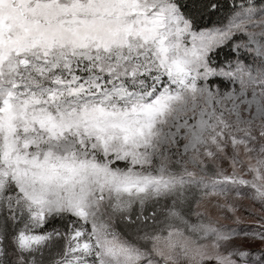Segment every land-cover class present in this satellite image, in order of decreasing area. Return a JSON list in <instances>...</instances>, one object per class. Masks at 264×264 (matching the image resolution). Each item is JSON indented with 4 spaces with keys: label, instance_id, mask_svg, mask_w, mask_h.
Returning a JSON list of instances; mask_svg holds the SVG:
<instances>
[{
    "label": "snow or ice",
    "instance_id": "snow-or-ice-1",
    "mask_svg": "<svg viewBox=\"0 0 264 264\" xmlns=\"http://www.w3.org/2000/svg\"><path fill=\"white\" fill-rule=\"evenodd\" d=\"M0 264H264V0H0Z\"/></svg>",
    "mask_w": 264,
    "mask_h": 264
},
{
    "label": "rangeland",
    "instance_id": "rangeland-1",
    "mask_svg": "<svg viewBox=\"0 0 264 264\" xmlns=\"http://www.w3.org/2000/svg\"><path fill=\"white\" fill-rule=\"evenodd\" d=\"M242 203L244 204L245 207L253 206L252 205V202L251 201H248V200H244ZM256 207H258V206H256Z\"/></svg>",
    "mask_w": 264,
    "mask_h": 264
}]
</instances>
